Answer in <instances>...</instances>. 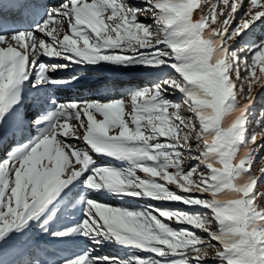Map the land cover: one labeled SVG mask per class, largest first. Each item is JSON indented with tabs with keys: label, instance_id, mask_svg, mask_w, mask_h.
Here are the masks:
<instances>
[{
	"label": "snow or ice",
	"instance_id": "6c2138e0",
	"mask_svg": "<svg viewBox=\"0 0 264 264\" xmlns=\"http://www.w3.org/2000/svg\"><path fill=\"white\" fill-rule=\"evenodd\" d=\"M204 3L58 0L41 15L29 0H0V14L41 16L27 31L9 29L0 16V146L25 133L29 122L17 106L26 82L37 89L79 83L78 72L52 75L73 65L159 74L152 86L130 89L127 99L60 102L37 95V103L56 105L30 121L43 125L40 135L0 160V264H264V200L258 199L264 198L258 190L264 167L252 174L264 144L247 147L264 140V132L249 135L252 93L257 84L264 87V38L243 39L264 18V0H251L238 24L244 0H222L223 8L216 0L207 14ZM141 13L145 20L151 13V23ZM174 94L178 102L169 98ZM259 115L264 128V108ZM73 139L85 147L68 142ZM188 160L193 163L186 166ZM81 184L93 194L198 210L132 209L89 195L76 219L71 209ZM58 212L70 223L54 227ZM40 237L59 247L52 251ZM78 237L150 255H96ZM217 246L212 256L205 250Z\"/></svg>",
	"mask_w": 264,
	"mask_h": 264
},
{
	"label": "rangeland",
	"instance_id": "374dc122",
	"mask_svg": "<svg viewBox=\"0 0 264 264\" xmlns=\"http://www.w3.org/2000/svg\"><path fill=\"white\" fill-rule=\"evenodd\" d=\"M47 2L48 3L46 4V9L50 8V7H55V6H57V3H58V1H55V0H47ZM125 2L129 3L130 5H132L134 7H143L144 6V0H125ZM213 3H216V0H205V3H204V13L205 14L208 13V11H209V9L211 7V4H213ZM250 3H251V0H244V6L239 11V13L237 15V19L234 21V23L238 24L240 18H246V13L248 11ZM217 7L218 8H223L224 7L223 3H222V0H220V3L217 5ZM40 18H41V16H39V19ZM140 18L142 20H144L145 23H151V13H148V19H146V20L144 19V14L143 13H141ZM254 28L258 29L257 32L259 34L257 35V37H258L257 40H259L261 38H264V18H262L261 21H256L255 25H254V27L252 29H254ZM228 43L229 44H236L237 41L234 39V40L228 41ZM73 66H75V65H73ZM107 66L120 68V67L114 66V65H106L105 67H107ZM72 68H74V67H71V69ZM68 70H70V69H68ZM131 70H134V69H131ZM74 72H78L80 74L81 80H80L79 83H81V85H82L83 82L91 81V83L89 82V85L83 87L84 89H86V88L89 89V87H91V88H93V90H91V91H93V92L99 91V88L94 87L95 84L98 81L95 80V78H94L95 82L92 81L93 79H92L91 74L90 75L88 74L89 73L88 69H83V71L82 70H80V71L79 70L69 71V72L66 73V75L67 74L71 75ZM131 72H128V70H127V72H125V73H120V74H124V75L119 76L118 78L114 79L111 82V83L114 84V86L110 87V89H111V91L115 90V93L114 94H109L108 96H106L103 99H102V97H104V96H102L101 99L104 100L106 98H120L121 96H123L125 99H127L130 89H139V88H143V87H146V86L150 87V86H152V82L155 81L157 79L158 75H159V74L152 73L153 78H151V80H147L148 81L147 83H144L143 81L138 82L136 77H135V75H134L135 72L134 71H133L134 73H131ZM141 72L146 73L144 70H142ZM63 74H59V75H56V76H64ZM130 74H133V76L130 75ZM129 75L131 77H129ZM155 76H157V77H155ZM93 77H96V76H93ZM98 78L99 79H103L105 77L102 76V77H98ZM76 84H78V83H75V85ZM77 88H78V86H77ZM50 95H48L47 98H50L49 97ZM247 95H248V93H247V85H245V92H244V94H242L239 97V99L241 100L242 103H246L247 102ZM252 95L256 97V103H255V106H254V108L252 110L254 115H252L250 117L249 135H251V133L253 131H255L257 133L264 132V128H261L257 124V120L260 119V115H259L260 114V110L264 107V87H261L259 84H257L255 86L254 90H253ZM90 96L91 95L89 94L84 99H89ZM97 98H99V97L96 96V95H95V97H93V99H97ZM169 98L173 99L176 102H178L181 99V97L178 94L171 95ZM51 109H53V108H51ZM182 111H185L186 115H190L189 113L186 112V110L182 109ZM42 127H43L42 125L41 126H36L35 129H34V132H29V135L24 136L21 140H19L17 138H12L9 141H7L5 146L3 148H1L0 160H2L6 156L7 152L10 150V148L12 146H15L18 143H27L28 140L33 139V137L40 135V131H41ZM79 134H83V132H80ZM68 142L72 143V144H74L75 142H79V144H77V146H79V147H81L82 144H83L82 141H78V140H74V139L73 140H69ZM162 142H163V140H162ZM259 144H264V140H259L258 139L256 144L249 143L247 145V147L255 149V148L258 147ZM3 153H4V155H3ZM260 154H261V156H264V149H260ZM191 163H193L191 160H188V161L185 162L186 166L190 165ZM117 167H119V166H117ZM262 167H264V159H260L258 157L257 158V163H255L253 168H252V174L259 176L260 175V169ZM202 170H203L202 167L198 169V171H202ZM138 174L141 175V176L144 175L143 173H138ZM80 187L77 189V190H79V189L80 190L82 189V190H81V192L80 191L78 192L79 196L76 199V207L71 209V211H72L73 215L76 217V219L81 218L79 216H82L83 212L82 211L80 213L76 212L75 209H77V208H79L81 206V203H83V199H84V197H86V194L90 193V192L85 190L84 186L80 185ZM170 187L173 190H176L174 185H172ZM258 190L259 191H264V183L262 185H258ZM78 193H77V195H78ZM108 198H110V197H108ZM120 198L124 202L123 204H121V206L127 207V208H132V209H136V208L145 209V208L148 207V205H156V207L171 206L172 208H175V209L183 208L184 210H188V211H196V210H198V209H189L188 206H184V205H182L179 202H162V201H155V200H151V199H147V198L135 199L134 197H130V196H120ZM141 199H144V200H141ZM258 199L264 200V198H258ZM104 201L106 202L107 200H104ZM107 203H109V202L107 201ZM262 206H264V205H262ZM56 207H57V205H56ZM161 219H163L165 223H170L171 226H173V227H177L178 226L177 222L175 220L168 221L166 218H161ZM66 223H70V221H68L65 218L61 217L60 213L58 212L57 213V218L53 221V226L54 227L55 226H60V225L66 224ZM215 228H216V225L214 224L213 225V229L215 230ZM78 238L80 239L79 241H83V240H81V237H78ZM38 242H40L43 246L48 247L52 251H55L54 249L59 247V242L58 241H53V240H51L48 237H40ZM78 247H80V245ZM78 247H77L76 251H78V249H79ZM205 250L209 252L210 256H212V255L215 254V252L217 250H219V246H217L216 249H205ZM135 252H136V250L135 251H127V252L123 251L122 255L125 257V259H128V258H130V257H132L134 255H137ZM209 264H212V261H209Z\"/></svg>",
	"mask_w": 264,
	"mask_h": 264
},
{
	"label": "bare ground",
	"instance_id": "6f19581e",
	"mask_svg": "<svg viewBox=\"0 0 264 264\" xmlns=\"http://www.w3.org/2000/svg\"><path fill=\"white\" fill-rule=\"evenodd\" d=\"M34 1H37V2H39V5H41V4H44L46 1L45 0H29V2L30 3H34ZM55 1H58V0H55ZM41 2V3H40ZM38 4V3H37ZM45 8H43V10H41L40 12L41 13H43L45 10H44ZM0 16H2L3 17V22L7 25V27L9 28V29H16V30H25V31H27V30H31V29H34L35 28V26H36V20H35V16H31L30 17V15H24L22 12H18V11H15V10H12V11H7V12H5V13H2V14H0ZM9 19L11 20V21H13V23H9ZM67 72H69V70H65V71H63V73L66 75V73ZM97 80H101V79H97ZM83 82V81H82ZM90 83H91V81H89ZM89 82H83L82 83V85H77L78 87H80L79 88V90L80 91H77V90H75V88L77 87H75V83H74V87H73V85H71L70 87L72 88V90L71 91H74V92H71L72 93V95H71V98H70V100L71 99H84L87 95H89V94H96L99 98H97L98 100H102L101 99V97L102 96H105L106 94L105 93H102L101 92V90H99V91H97V92H93V91H91V90H93V88H91V87H89V89L88 88H86V89H84L83 87H85V86H87V85H89ZM46 89H44V91H43V95H45V94H47L48 92V87H45ZM77 91V92H76ZM70 93V94H71ZM50 94V93H49ZM58 94H59V92H58ZM89 99H93V98H89ZM50 110H52L51 108H48L47 109V112L48 111H50ZM36 112H38V110H35V112L34 113H36ZM43 126V125H42ZM82 132V131H81ZM80 135H82V134H80ZM36 137V136H35ZM35 137H33V138H35ZM75 145H77V144H79V142H75L74 143ZM81 186H83L82 184H81ZM80 187V185L78 186V188ZM77 188V189H78ZM82 190V189H81ZM81 205L83 206L84 204L83 203H81ZM80 210V209H79ZM79 239V238H78ZM80 240V239H79ZM81 240H83V241H85L86 240V238H84V237H81ZM87 241V240H86ZM79 249H78V251L80 250V247H78ZM83 250H84V248H83Z\"/></svg>",
	"mask_w": 264,
	"mask_h": 264
},
{
	"label": "trees",
	"instance_id": "16d2710c",
	"mask_svg": "<svg viewBox=\"0 0 264 264\" xmlns=\"http://www.w3.org/2000/svg\"><path fill=\"white\" fill-rule=\"evenodd\" d=\"M257 28L251 29L246 36L243 37L244 40H249V39H258L257 35L259 34ZM144 83H147L148 81L146 79L142 80ZM264 108V107H263ZM263 183H260L258 185H262ZM169 208H172L171 206H166Z\"/></svg>",
	"mask_w": 264,
	"mask_h": 264
}]
</instances>
